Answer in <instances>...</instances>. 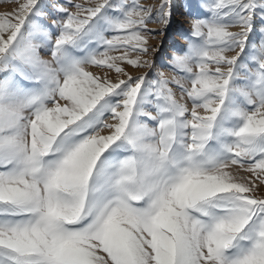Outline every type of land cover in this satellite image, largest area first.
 Segmentation results:
<instances>
[{"label": "snow or ice", "instance_id": "1", "mask_svg": "<svg viewBox=\"0 0 264 264\" xmlns=\"http://www.w3.org/2000/svg\"><path fill=\"white\" fill-rule=\"evenodd\" d=\"M0 3V264H264V0Z\"/></svg>", "mask_w": 264, "mask_h": 264}, {"label": "rangeland", "instance_id": "2", "mask_svg": "<svg viewBox=\"0 0 264 264\" xmlns=\"http://www.w3.org/2000/svg\"><path fill=\"white\" fill-rule=\"evenodd\" d=\"M75 2L80 3L83 0H75ZM139 2L144 5H153L158 4L159 0H139ZM188 3V0H175L176 7L173 9L172 22L169 27L164 31L162 35L152 36L149 38V45L153 48H159V51L148 57L149 59L154 60L156 72H163L166 78H179L180 73L174 71L168 65L170 64L171 58L174 54L182 55L183 50H186L188 39L187 34L190 31L191 19L188 15V10L184 6ZM15 7L11 3H0V13L10 12ZM148 27L151 29H158L162 26L152 22L148 24ZM230 30L236 31V28H231ZM258 43V41H257ZM118 54V53H113ZM135 53H132V58H135ZM126 70L132 75L142 74L145 69H134L131 66H125ZM92 71H98L95 68H90ZM195 70V68H194ZM175 91V89H174ZM180 94L177 92V98Z\"/></svg>", "mask_w": 264, "mask_h": 264}]
</instances>
